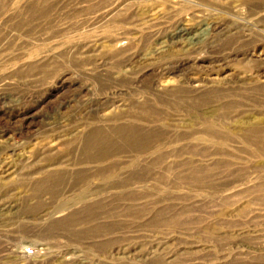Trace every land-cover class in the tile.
<instances>
[{
  "label": "rangeland",
  "instance_id": "374dc122",
  "mask_svg": "<svg viewBox=\"0 0 264 264\" xmlns=\"http://www.w3.org/2000/svg\"><path fill=\"white\" fill-rule=\"evenodd\" d=\"M0 264H264V0H0Z\"/></svg>",
  "mask_w": 264,
  "mask_h": 264
},
{
  "label": "bare ground",
  "instance_id": "6f19581e",
  "mask_svg": "<svg viewBox=\"0 0 264 264\" xmlns=\"http://www.w3.org/2000/svg\"><path fill=\"white\" fill-rule=\"evenodd\" d=\"M147 110H149L148 108H146ZM146 111V110H145ZM150 111V110H149ZM133 128V127H132ZM137 128V127H136ZM137 129H134L133 131H135V133H131V134H126L125 133V143H138L141 142L143 140L142 136L139 134V132H136ZM140 130V129H139ZM120 131V129H119ZM132 131V132H133ZM130 132V131H129ZM142 132V131H141ZM121 133V132H120ZM103 134V133H102ZM101 135V134H100ZM99 135V133H96L95 135H93V142L95 145H97L99 147H96L98 150H100L101 153H105L107 151L108 145L111 146V144L106 143L105 140ZM123 135V134H122ZM143 135V134H142ZM146 134H144L143 136H145ZM104 136V134H103ZM109 137V136H108ZM107 137V138H108ZM124 137V136H123ZM106 138V136H105ZM145 138V137H144ZM91 139V138H90ZM110 139V138H108ZM124 140V139H123ZM145 141V140H144ZM143 142V141H142ZM147 142V141H146ZM145 142V143H146ZM126 143V144H127ZM152 143V142H151ZM144 144V142H143ZM141 144V145H143ZM140 145V144H139ZM140 145V147H141ZM145 145V144H144ZM143 147V146H142ZM95 148V147H94ZM95 148V149H96ZM49 179V178H48ZM54 179V178H53ZM58 181V180H57ZM51 182V181H50ZM49 183V182H48ZM56 184V183H55ZM47 186V185H46ZM45 186V187H46ZM42 187V186H41ZM96 210V209H95ZM85 214L89 213V216H86V218L88 219H92L94 216H96L95 212H94V208H90L87 207L84 209ZM86 219V220H87ZM77 223V219H76V214H70L69 216L63 217L59 220H56L53 224H51L52 229L54 230H63L66 231L68 234L72 235V237L76 236V230H75V225ZM84 230V229H83ZM79 233V232H78Z\"/></svg>",
  "mask_w": 264,
  "mask_h": 264
}]
</instances>
